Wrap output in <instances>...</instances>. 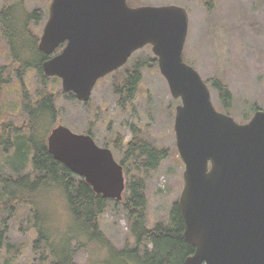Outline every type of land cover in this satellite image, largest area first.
I'll return each mask as SVG.
<instances>
[{
  "label": "water",
  "instance_id": "water-1",
  "mask_svg": "<svg viewBox=\"0 0 264 264\" xmlns=\"http://www.w3.org/2000/svg\"><path fill=\"white\" fill-rule=\"evenodd\" d=\"M188 32L189 13L179 5L52 0L38 45L49 57L45 76L60 79L63 91L82 103L100 79L150 46L171 95L181 102L174 128L185 167L178 205L184 239L195 248L186 264H264V111L238 123L216 109L208 84L184 60ZM47 144L94 193L123 200L125 170L109 148L61 125Z\"/></svg>",
  "mask_w": 264,
  "mask_h": 264
},
{
  "label": "rangeland",
  "instance_id": "rangeland-1",
  "mask_svg": "<svg viewBox=\"0 0 264 264\" xmlns=\"http://www.w3.org/2000/svg\"><path fill=\"white\" fill-rule=\"evenodd\" d=\"M17 1L0 0V9ZM24 1L20 0L21 6L28 12L32 13L39 8L40 15L44 13L45 17L41 16L40 21L32 25L34 33L41 35L48 18L49 1ZM128 2L132 7H185L189 13V32L184 60L208 82L215 107L231 115L237 122H242L244 117H252L256 108L264 111V0ZM23 43L32 45L31 40ZM8 50L7 40L0 34V59H4L0 65L7 66ZM136 54L137 57L129 64V68L133 63L139 62L143 75L132 99L127 101L123 99L125 95L117 91V86L124 82V73L119 76L113 73L112 76L100 79L87 103L78 101L73 95H58L62 90V81L50 78L47 89L48 92L57 94L59 110V116L51 131L61 125L69 127L77 134L91 132L97 144L110 147L119 162L123 157L121 152H117L119 150L114 149L113 143L120 141V146L125 150L135 137L134 127L140 138L165 151L167 158L155 170L145 169L141 161L138 162V169L131 166L129 168L131 179L141 178L145 182L148 198L147 227L153 229L160 222L169 223V214L184 187L185 167L176 151L174 130L176 107L180 101L173 98L158 65L151 60L154 57L152 48L145 47ZM40 79L36 70L28 71L23 77V87L13 84L8 95L2 100L0 97V132L8 125L16 128L29 121L24 101L33 100L37 91L43 89ZM216 80H222L232 95L233 105L230 109L223 110L220 93L215 87ZM7 114L10 115L8 119ZM15 150L16 148L13 151ZM13 151L9 150L10 153L5 154L6 148L0 146V264H38L41 254L47 249L44 243L40 245V249L35 248L38 237L34 223L35 208L21 203L12 210V203L7 202L3 196L2 176L19 178L20 175L32 173L31 167L21 168L6 158L11 157ZM79 178L72 177V193H75V188L80 184ZM31 182L33 183L32 180ZM34 196L40 213L48 219L47 227L51 233L58 237L76 236L66 197L59 192L45 189ZM99 224L103 237L117 252L126 248L132 250L134 241L123 205L110 202ZM71 243L72 264H115L107 260L110 254L103 241L89 242L81 237L72 239ZM14 250H17L15 256Z\"/></svg>",
  "mask_w": 264,
  "mask_h": 264
},
{
  "label": "trees",
  "instance_id": "trees-1",
  "mask_svg": "<svg viewBox=\"0 0 264 264\" xmlns=\"http://www.w3.org/2000/svg\"><path fill=\"white\" fill-rule=\"evenodd\" d=\"M48 1L50 4L51 0ZM37 16L36 11L30 13L22 6L20 8L5 6L4 9L0 10V34L7 40L9 50L6 57L9 56L10 59V61L7 60V66L0 65L1 100L5 95H8L7 93L13 84L23 87V77L31 70L37 71L43 89L46 88V90H38L33 100L24 101V105H27L29 121L16 128H13V125L4 127V131L0 132L2 134L0 146L3 145L6 148L5 154L16 148L11 157H6L12 160L13 164H17L21 168H32V173L20 175L19 178L2 176L1 179L3 181V196L7 202L12 203V210L21 203L36 210L34 223L38 230V237L35 248L40 249V245L44 243L47 249L41 254L38 264H72L71 240L74 238L81 239V237L89 242L103 241L110 254L107 260L113 261L115 264H186V259L194 254L195 248L184 239V224L178 201L169 214L168 224L160 222L153 229L147 227L148 198L145 193V182L141 178L131 179L129 168L131 166L138 169V162L141 161V165L145 169L155 170L167 158V154L140 138L135 127V137L129 142L125 150L120 146V141L113 143L114 149L119 150L117 152L122 154L123 158L120 163L125 169L127 180L124 200L116 203L123 205V210L127 214L131 238L134 241L132 250L126 248L117 252L100 231L99 220L109 203L113 202L112 200L94 193L84 178L78 176L80 184L78 187H74L75 193L71 192L74 185L72 177L76 175L55 160L48 150L47 138L59 116V110L57 94L48 92L47 87L50 78L46 77L43 72L42 65L48 56L40 51L38 47L40 36L34 33L33 26H31L37 22ZM39 20L40 18L38 22ZM27 40H31L32 45L28 44ZM136 57L137 54L127 62L124 69L115 73V76L125 74L124 82L117 86V91L125 95L123 97L126 99L125 101L132 99L142 80V67L139 62L133 63L129 68V64ZM3 60L0 59V62ZM151 60L157 64L154 57ZM55 80L58 79L55 78ZM215 87L220 93L224 105L223 110L230 109L233 101L227 86L222 80H216ZM64 94L72 96L63 90L58 92L60 96ZM217 109L219 110V108ZM256 109L258 110V108ZM219 111L223 112L222 110ZM9 114H7V119ZM251 118L244 117L241 123H247ZM85 135H90L96 140L91 132ZM104 148L110 147L104 145ZM43 189L59 192L67 198L73 231L76 233L75 237H58L49 231L48 219L40 213L38 201L34 196L36 193L40 194ZM16 254L17 250H14L13 255Z\"/></svg>",
  "mask_w": 264,
  "mask_h": 264
},
{
  "label": "flooded vegetation",
  "instance_id": "flooded-vegetation-1",
  "mask_svg": "<svg viewBox=\"0 0 264 264\" xmlns=\"http://www.w3.org/2000/svg\"><path fill=\"white\" fill-rule=\"evenodd\" d=\"M25 3H26V0L24 1ZM51 3V2H50ZM21 2H20V0H18L16 3H14V4H12V5H9V6H7V7H13V6H15V7H18V8H20L21 7ZM37 6H40V5H37ZM5 8V6L4 7H2L1 9H4ZM0 9V10H1ZM15 12H16V10H14ZM34 11H36V13L38 14V16H37V18L39 19L41 16H43V17H45V15H44V13H42V15H40L41 14V11L39 10V8H37V10L35 9ZM33 11V12H34ZM32 12V13H33ZM38 19H37V21H38ZM40 21V20H39ZM36 23V22H35ZM34 23V24H35ZM30 25V24H29ZM32 26V25H31ZM66 45V44H65ZM65 45H62V47L60 48V49H58L57 51H56V54H59V53H61L62 52V50L64 49V47H65ZM38 47H39V45H38ZM155 60H156V62H157V59L156 58H154ZM7 62V61H6ZM157 65H158V63H157ZM115 75V74H114ZM112 76V75H111ZM108 77V76H107ZM94 91V90H93ZM92 96V95H91Z\"/></svg>",
  "mask_w": 264,
  "mask_h": 264
},
{
  "label": "bare ground",
  "instance_id": "bare-ground-1",
  "mask_svg": "<svg viewBox=\"0 0 264 264\" xmlns=\"http://www.w3.org/2000/svg\"><path fill=\"white\" fill-rule=\"evenodd\" d=\"M253 117V116H252Z\"/></svg>",
  "mask_w": 264,
  "mask_h": 264
}]
</instances>
